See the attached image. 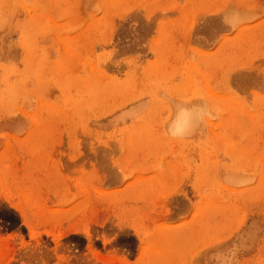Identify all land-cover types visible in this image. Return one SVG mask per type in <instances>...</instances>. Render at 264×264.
Listing matches in <instances>:
<instances>
[{
  "label": "rangeland",
  "instance_id": "rangeland-1",
  "mask_svg": "<svg viewBox=\"0 0 264 264\" xmlns=\"http://www.w3.org/2000/svg\"><path fill=\"white\" fill-rule=\"evenodd\" d=\"M0 264H264V0H0Z\"/></svg>",
  "mask_w": 264,
  "mask_h": 264
},
{
  "label": "bare ground",
  "instance_id": "bare-ground-1",
  "mask_svg": "<svg viewBox=\"0 0 264 264\" xmlns=\"http://www.w3.org/2000/svg\"><path fill=\"white\" fill-rule=\"evenodd\" d=\"M70 52V51H69ZM91 87V86H90ZM97 89V88H96ZM188 112V113H187ZM187 112H183L182 114L178 115V119L177 121L174 123V126L172 125V130H177L179 132H177V135H179V133L181 131H187V129L190 128V126L192 125V122L194 121L195 115L192 114L190 111ZM197 121V120H196ZM193 127V126H192ZM175 128V129H174ZM174 133H176L175 131H172ZM182 134V133H180Z\"/></svg>",
  "mask_w": 264,
  "mask_h": 264
}]
</instances>
